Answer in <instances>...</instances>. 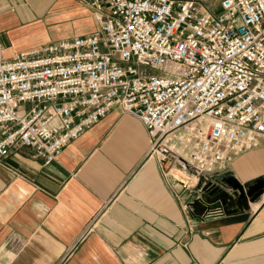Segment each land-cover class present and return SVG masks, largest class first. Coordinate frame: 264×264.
<instances>
[{
	"label": "built area",
	"instance_id": "2783aa9c",
	"mask_svg": "<svg viewBox=\"0 0 264 264\" xmlns=\"http://www.w3.org/2000/svg\"><path fill=\"white\" fill-rule=\"evenodd\" d=\"M77 1L95 31L10 56L0 32V162L28 149L49 165L113 110L145 126L170 187L203 191L261 146L264 0H220L217 13L195 0Z\"/></svg>",
	"mask_w": 264,
	"mask_h": 264
},
{
	"label": "crops",
	"instance_id": "0c3cea01",
	"mask_svg": "<svg viewBox=\"0 0 264 264\" xmlns=\"http://www.w3.org/2000/svg\"><path fill=\"white\" fill-rule=\"evenodd\" d=\"M82 6L90 9L77 0H0L5 55L80 35L65 32ZM150 146L138 118L113 110L49 165L28 149L6 157L0 264H264V192L252 194L261 181L264 189V141L203 191L170 187ZM197 200L204 213L223 212L188 213Z\"/></svg>",
	"mask_w": 264,
	"mask_h": 264
},
{
	"label": "rangeland",
	"instance_id": "374dc122",
	"mask_svg": "<svg viewBox=\"0 0 264 264\" xmlns=\"http://www.w3.org/2000/svg\"><path fill=\"white\" fill-rule=\"evenodd\" d=\"M201 6L210 10L211 12H219V2L220 0H195ZM81 3V2H80ZM83 4V3H82ZM78 15V21H74V27H69L66 33L70 34H85L86 32H92L91 30L95 31L98 28V23L93 17L91 10L87 7H80L76 11ZM75 18V17H74ZM83 27H85L83 29Z\"/></svg>",
	"mask_w": 264,
	"mask_h": 264
},
{
	"label": "water",
	"instance_id": "95a60500",
	"mask_svg": "<svg viewBox=\"0 0 264 264\" xmlns=\"http://www.w3.org/2000/svg\"><path fill=\"white\" fill-rule=\"evenodd\" d=\"M205 188L207 189V187H205ZM263 192H264L263 182L261 181L255 186V189H254V191H252V194L254 197H256V196L261 195ZM211 193H213V191ZM199 204H200V201L197 200L195 203H193V207H194V209H196V211H199L200 214H204L205 208H203L202 205H199Z\"/></svg>",
	"mask_w": 264,
	"mask_h": 264
}]
</instances>
